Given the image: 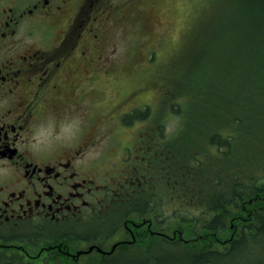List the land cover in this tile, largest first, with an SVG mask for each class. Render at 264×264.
I'll list each match as a JSON object with an SVG mask.
<instances>
[{
	"label": "flooded vegetation",
	"instance_id": "af4514ba",
	"mask_svg": "<svg viewBox=\"0 0 264 264\" xmlns=\"http://www.w3.org/2000/svg\"><path fill=\"white\" fill-rule=\"evenodd\" d=\"M133 1L0 0V264H76L69 229L94 219L107 233L84 242L103 259L182 242L166 185L198 184L197 151L183 171L180 143L143 131L148 109L98 95L104 73L121 96L112 61L117 39L134 45Z\"/></svg>",
	"mask_w": 264,
	"mask_h": 264
},
{
	"label": "trees",
	"instance_id": "16d2710c",
	"mask_svg": "<svg viewBox=\"0 0 264 264\" xmlns=\"http://www.w3.org/2000/svg\"><path fill=\"white\" fill-rule=\"evenodd\" d=\"M242 5L252 15L258 12L264 15V0H243ZM248 21L252 23L246 28L241 29V24L231 26L232 33L239 40L230 39L232 44L237 43L236 52L230 51V54L221 58L225 71L211 70L219 83L206 87L205 83L192 77L188 83L190 91L184 99L187 101V109L184 110L180 104H173V107H179L178 113L185 128L183 133L191 130V121L198 117L190 110V106L208 110L204 117L212 121L209 124L198 123V126H207V129L197 133L210 135L208 142L216 158L210 179L208 178L209 184H180L178 187L184 198L197 200L194 208L183 210L181 216L185 230L190 236H194L193 232H196L197 235L203 234L205 238H209L208 233L211 231L226 228L230 215H241L245 219L241 223L237 218L233 220L236 221L238 230L231 248L210 251L198 243L196 248H184L182 255L169 254L165 257V263L179 261L182 264H233V260L246 254L252 246L259 247L261 241L264 243V70L252 67L249 60L254 58L260 61L257 55L261 45L264 46V17L260 19L248 16ZM221 30L222 27L214 31L211 41L225 34ZM245 60L250 64L244 68L242 62ZM197 67L196 64L195 70ZM229 91L233 98L224 104ZM241 91L240 98L247 95L245 99H238ZM216 114L219 116L215 119ZM195 167L193 172H199V176L207 170L203 166ZM233 209H237V212H233ZM256 253L259 254L255 251L254 255ZM262 256L261 264H264V255ZM151 262L162 264V258L152 253H143L139 257L119 255L105 264Z\"/></svg>",
	"mask_w": 264,
	"mask_h": 264
},
{
	"label": "rangeland",
	"instance_id": "374dc122",
	"mask_svg": "<svg viewBox=\"0 0 264 264\" xmlns=\"http://www.w3.org/2000/svg\"><path fill=\"white\" fill-rule=\"evenodd\" d=\"M242 4L243 0H134L130 3V13L135 15L134 18L136 19L130 20V28L128 26L130 38H135L134 45L130 46L123 43V40L117 39L118 51L123 53L112 61L115 66L111 74L118 77L116 86L118 90H122V96L119 93L111 92L112 85L104 73L100 75L98 80V88L101 91L98 95L110 96L113 104L124 103L126 100L130 102L129 105L146 101L153 107L146 104L150 109V117H156V120L152 124H146V127L143 128L144 132L154 131V129H156V132H163L167 136V142L180 140V138L174 140L171 134L177 133L179 137L186 134L188 135L186 140L193 143L194 146H198L197 138L190 135L204 132L207 129V126H198V123L209 124L212 121L208 117H204L207 115L208 110L202 107L198 108L195 105L190 106V110L194 111L198 117L191 121V130L183 133L185 128L183 119L178 113L179 107H173V104H180L184 107V110L187 109V101L184 99L190 91L188 83L192 77L202 84L205 83L206 87H212L219 83L217 76H214V72L211 70L215 72L225 71V65L221 62V58L230 54V51L232 53L236 52L237 43L232 44L230 39L239 40V37L237 38L236 34L232 33L233 27L231 26L241 24V29L246 28L247 25L250 26L252 23V21H248V16H256L260 19L264 17L262 12L253 13L252 15L247 7ZM221 27V31H224L225 34H222L215 41H211L210 38L214 36V31ZM127 46L128 49L124 51V47ZM150 50L156 52L153 64L147 62V52ZM257 56L260 61L249 58L252 67L264 70L263 45H261ZM196 64L198 67L195 70ZM247 64H250L247 60L242 62L244 68L247 67ZM241 95L242 91L238 95V99L247 97L245 95L240 98ZM232 98L233 96L229 91L224 104L231 101ZM158 104H160V107L157 111L154 108ZM170 105L173 108L169 109ZM218 116L216 114L214 118L216 119ZM138 126L142 125L138 124ZM205 140L206 138L203 139V142H200V149L208 147ZM184 148L189 147L184 146ZM198 151L199 154H202L203 159L208 160L209 154L206 155L207 153L204 150ZM207 165L206 169L209 171V167L212 166L208 163ZM173 195L175 197L176 192ZM169 198L166 197V203L170 200ZM171 207L172 209L175 208V204ZM96 222L97 219H94L87 225H79L77 227L80 228L74 231L78 234L89 232H93L89 234H95L96 225L94 224ZM167 223L172 225L171 223L175 222L173 220L169 221L168 218ZM234 224H236V221H227V229L218 235L220 240L232 234L229 227ZM171 227L177 229L176 225ZM184 239H187V237ZM200 239L202 237L192 238L193 244L191 243V245H195ZM200 242L199 246H205L209 249L224 248V244L217 242L216 239H202ZM263 245L264 243L261 241L259 247L252 246L246 254L233 260V264H256L257 260H259L258 264H261L262 255H264ZM141 247L137 246L131 249L129 255L139 257L143 253L148 255L153 251L145 252L146 249L152 248L151 246H145L144 250ZM178 250H182V246ZM255 251H258L259 254L254 255ZM158 253L162 258V264H182L179 261L165 263V257L169 253L175 254V250L163 249ZM176 254L182 255V252ZM151 263L154 264V262Z\"/></svg>",
	"mask_w": 264,
	"mask_h": 264
}]
</instances>
